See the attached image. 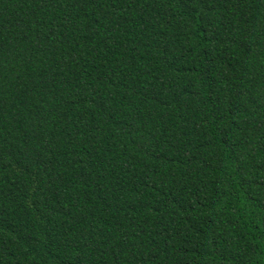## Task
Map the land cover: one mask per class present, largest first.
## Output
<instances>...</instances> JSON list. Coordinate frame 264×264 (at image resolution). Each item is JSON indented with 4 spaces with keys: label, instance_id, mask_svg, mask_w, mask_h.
I'll list each match as a JSON object with an SVG mask.
<instances>
[{
    "label": "trees",
    "instance_id": "obj_1",
    "mask_svg": "<svg viewBox=\"0 0 264 264\" xmlns=\"http://www.w3.org/2000/svg\"><path fill=\"white\" fill-rule=\"evenodd\" d=\"M0 264H264V0H0Z\"/></svg>",
    "mask_w": 264,
    "mask_h": 264
}]
</instances>
